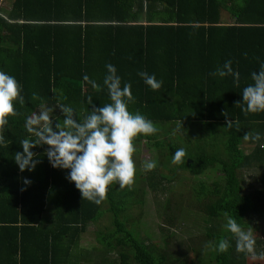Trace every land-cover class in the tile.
I'll return each instance as SVG.
<instances>
[{
  "label": "trees",
  "instance_id": "1",
  "mask_svg": "<svg viewBox=\"0 0 264 264\" xmlns=\"http://www.w3.org/2000/svg\"><path fill=\"white\" fill-rule=\"evenodd\" d=\"M228 60L240 74L239 87L232 76L210 75ZM108 63L121 77V87L131 85L135 103L128 110L139 111L159 128L134 143L143 139L157 155L159 148L165 151L152 171L136 162L131 190L113 182L107 198L96 205L82 201L66 179L70 170L51 166L44 154L47 145L32 149L40 160L33 171L21 172L13 156L23 151L21 140L35 139L25 122L42 105L64 104L82 120L93 106L110 103L103 84ZM261 64L264 0H11L6 10L0 8V71L15 77L25 99L23 106L14 102L19 114L8 118L0 144V264H190L186 251L167 248L169 233L160 247L139 239L132 222L126 225L127 210L142 203L146 188L168 191L176 179L183 184L179 170L195 176L189 206L203 215L201 235L196 242L189 238L187 252L197 264H246L247 255L236 251L224 227V212L244 230L251 220H264V112L245 115L235 105ZM141 71L155 75L162 86L153 91L138 75ZM85 74L96 88L83 79ZM53 115L64 118L59 108ZM226 120L238 122L240 130L229 129ZM181 121L183 130L176 131ZM246 132L259 133L261 139L248 140L253 146L244 153ZM211 144L217 145L213 151L207 147ZM178 148L185 149V164L172 163ZM209 168L221 178L208 183L196 178ZM248 169H257L260 188L243 186L241 173ZM139 183L145 184L135 186ZM168 200L161 208L169 212ZM177 205L174 200L176 211ZM105 213L108 224L96 229L97 245L79 249L81 234ZM158 217L160 232L163 225H173L170 214ZM185 219L181 216V223ZM221 239H229L227 252L205 247Z\"/></svg>",
  "mask_w": 264,
  "mask_h": 264
},
{
  "label": "clouds",
  "instance_id": "2",
  "mask_svg": "<svg viewBox=\"0 0 264 264\" xmlns=\"http://www.w3.org/2000/svg\"><path fill=\"white\" fill-rule=\"evenodd\" d=\"M106 68L107 75L103 84L108 90L110 103L101 107L93 106L82 120L76 118L77 114L72 107L64 104H57L54 107L42 105L38 114L34 112L25 122L26 131L35 139L21 140L23 151H17L13 156L21 172L33 171L40 160L32 149L47 145L44 154L51 166L70 170L66 179L75 184L81 193L82 201L88 200L96 205H100L107 198L108 186L113 182H117L121 190L125 188L131 190L136 173L133 160L136 152L134 141L138 136L147 137L159 132L153 121L139 111L132 113L128 110V105L135 103L131 85L125 83L121 87V77L117 75L115 66L108 63ZM138 75L153 91L162 86V82L158 81L155 75L143 71ZM210 75L221 78L232 76L235 86L239 87L240 74L233 70L231 60L226 61L222 67H217ZM83 79L93 88L97 87L96 81L90 80L88 75L85 74ZM251 79L254 83L242 90V102L237 101L235 104L241 107L245 115L264 112V64H261L258 72L251 73ZM33 98H36L35 94ZM15 101L21 106L25 103L21 95V85L15 77L0 71V144L5 143L3 133L8 118L19 114L14 107ZM88 103L92 105L91 98ZM56 108L60 109L63 119L54 117ZM54 119L57 122L53 126ZM233 125L237 131L240 130L238 122L226 120L229 129L233 128ZM181 130L182 121L178 123L176 131ZM243 139L259 141L261 136L259 133L246 132ZM185 156V149H176L172 163L185 164ZM156 166L157 163L153 160H146L143 163L145 171H152ZM23 184L30 185L31 181L23 179ZM24 190L26 188L21 189ZM224 216L226 218L224 227L235 239L236 251L257 259L256 238L251 228L244 230L228 212H224ZM230 246L229 239H221L218 243L209 241L205 245L206 248H213L219 253L227 252ZM259 258L264 259V253H260Z\"/></svg>",
  "mask_w": 264,
  "mask_h": 264
},
{
  "label": "rangeland",
  "instance_id": "3",
  "mask_svg": "<svg viewBox=\"0 0 264 264\" xmlns=\"http://www.w3.org/2000/svg\"><path fill=\"white\" fill-rule=\"evenodd\" d=\"M11 0H1L0 1V8L6 10L10 5ZM217 135V134H216ZM210 143V142H209ZM136 144V145H135ZM135 147L139 149V151L133 155V160L136 165V162L139 163V166H143L144 161L146 160H153V161H161L163 160V157L160 154V151L164 152L165 148H159L157 155L156 149L152 148L149 143L141 139L140 143H134ZM220 148L222 147L221 144H219ZM253 144L248 143V141L242 140L241 148L244 153L249 152V150L252 148ZM210 148V151L215 150L217 148V145H209L207 146ZM160 155V156H159ZM162 162V161H161ZM158 165V162H156ZM137 169V165H136ZM137 171V170H136ZM165 173H167V169L164 170ZM179 176L183 175V184H181L179 179L173 180L171 183H169V189L168 191L165 189H157V190H147L143 192V198L142 203L140 205H133L131 208L127 210V213L131 216L129 217L126 225L128 227H131L130 223H133V231L137 233V236L139 239L147 242V243H153L158 246H164L163 240L165 239V232L169 233V237L167 238L168 243L166 244L168 249L170 251L176 252H184V254H187L191 257L190 264H197L194 261L193 253L187 252L189 251L188 244L191 245V241L189 238L193 239L194 242H196L199 239V236L201 235L200 227L202 225L200 219H201V213L197 212L195 208H191L189 206L190 201V194L189 191V184L192 182L195 178V176H188L185 174V171L179 170L177 172ZM241 177L243 180V186L246 190H252V189H258L260 188L259 184V175L257 172V169H248L243 170L241 173ZM197 179H201L206 181L207 183L212 181L213 179H219L221 176L218 174V171L212 170L209 168L205 173L199 175L196 177ZM138 182H140L138 180ZM141 184L145 183H139L135 184V186L140 187ZM165 186L168 187V184L165 183ZM165 190V191H164ZM168 198L169 205L171 208L169 209H162L161 205L164 202V200ZM174 200L175 202H178L177 205V211L174 209ZM192 200V199H191ZM193 206V205H192ZM189 212L186 213V209H189ZM171 209H173L171 214ZM185 212L184 215H182V212ZM165 212V214H170L173 219V225L169 228L167 226L163 225L161 229H163L160 232L159 230V223L160 219L158 217V214H162ZM185 216L184 223H181L180 217ZM203 216V215H202ZM177 218V220L175 219ZM108 217L107 213H105L100 219H98L95 223H92L87 226L86 231L81 234L80 240H79V249H89V246L91 244H96L95 239V231L96 229H102L104 225L108 224ZM194 221L196 225H198V228H193L194 226L191 224V222ZM254 221L250 227L246 228L248 230L251 228L256 240L257 239H264V220L262 219H254L251 220ZM176 226V227H175ZM175 227V228H174ZM200 231V232H199ZM195 246L196 244H192ZM255 252L258 255L257 259H252L250 255H247L245 258L246 264H264V259L259 258L260 253H264V244L255 245ZM191 255H189V254ZM188 258V257H187ZM210 263H212L210 261Z\"/></svg>",
  "mask_w": 264,
  "mask_h": 264
}]
</instances>
